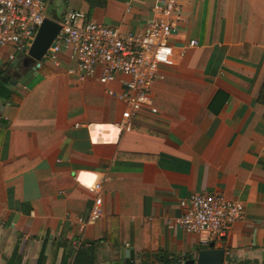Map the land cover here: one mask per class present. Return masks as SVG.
I'll use <instances>...</instances> for the list:
<instances>
[{"label": "crops", "instance_id": "0c3cea01", "mask_svg": "<svg viewBox=\"0 0 264 264\" xmlns=\"http://www.w3.org/2000/svg\"><path fill=\"white\" fill-rule=\"evenodd\" d=\"M178 1L175 65L159 69L157 114L145 110L130 132L117 126L127 104L97 79L70 75L69 52L55 65L3 50L0 264H197L211 243L224 264H264V0ZM45 3L54 21L84 11L135 33L153 20L155 0ZM123 80L111 87L120 92ZM96 181L104 216L92 223ZM193 194L242 202L243 218L209 244L169 229Z\"/></svg>", "mask_w": 264, "mask_h": 264}, {"label": "built area", "instance_id": "2783aa9c", "mask_svg": "<svg viewBox=\"0 0 264 264\" xmlns=\"http://www.w3.org/2000/svg\"><path fill=\"white\" fill-rule=\"evenodd\" d=\"M154 18L141 32L122 33L93 21L84 11H68L58 21L61 31L45 59L59 64L58 55L69 52L75 64L68 73L80 80L97 79L106 93L125 102L128 110L117 124L120 131L130 132L133 119L153 107L151 92L161 67H173L177 50L170 38L181 20L178 0H155ZM131 11L128 4L127 12ZM47 18L45 0H0V58L5 48H12L9 60L27 52L34 43L38 30ZM192 40L189 47H197ZM123 77V89L111 86ZM95 197L89 221L94 223L104 216L103 181L89 185ZM183 214L167 221L169 229H181L190 235H207L209 241L224 238L229 228L243 218L244 205L227 200L218 194H193L180 201ZM83 230V229H82Z\"/></svg>", "mask_w": 264, "mask_h": 264}, {"label": "water", "instance_id": "95a60500", "mask_svg": "<svg viewBox=\"0 0 264 264\" xmlns=\"http://www.w3.org/2000/svg\"><path fill=\"white\" fill-rule=\"evenodd\" d=\"M61 31L59 22L46 18L39 28L36 39L29 49V56L38 63H41L47 55L54 40ZM225 251L216 248L215 243H211L208 249L201 250L198 254L197 264H224ZM184 264H195L194 260H188Z\"/></svg>", "mask_w": 264, "mask_h": 264}, {"label": "trees", "instance_id": "16d2710c", "mask_svg": "<svg viewBox=\"0 0 264 264\" xmlns=\"http://www.w3.org/2000/svg\"><path fill=\"white\" fill-rule=\"evenodd\" d=\"M86 2L90 5L91 8H96V7L104 8L106 6L107 0H86ZM127 264H134V263L130 262L129 260ZM142 264H153V262L150 260H146L144 256V259L142 260Z\"/></svg>", "mask_w": 264, "mask_h": 264}]
</instances>
